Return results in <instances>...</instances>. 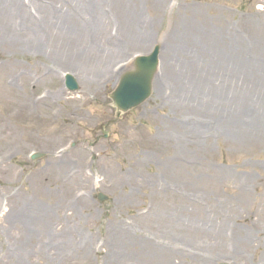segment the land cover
Wrapping results in <instances>:
<instances>
[{
  "label": "rangeland",
  "instance_id": "rangeland-1",
  "mask_svg": "<svg viewBox=\"0 0 264 264\" xmlns=\"http://www.w3.org/2000/svg\"><path fill=\"white\" fill-rule=\"evenodd\" d=\"M155 1L0 0V264L264 263V0Z\"/></svg>",
  "mask_w": 264,
  "mask_h": 264
},
{
  "label": "water",
  "instance_id": "water-1",
  "mask_svg": "<svg viewBox=\"0 0 264 264\" xmlns=\"http://www.w3.org/2000/svg\"><path fill=\"white\" fill-rule=\"evenodd\" d=\"M160 46L155 47L149 56H140L135 60L134 69L127 71L122 77L116 90L110 95L113 107L116 109V117L143 104L152 93V84L159 65ZM66 85L72 90L79 89L74 77H66ZM42 158L37 155L34 160ZM107 198L99 195L100 201Z\"/></svg>",
  "mask_w": 264,
  "mask_h": 264
},
{
  "label": "bare ground",
  "instance_id": "bare-ground-1",
  "mask_svg": "<svg viewBox=\"0 0 264 264\" xmlns=\"http://www.w3.org/2000/svg\"><path fill=\"white\" fill-rule=\"evenodd\" d=\"M163 6H164V1L163 0L155 1V7H156L157 10H159V9L162 10ZM126 13H128V10L126 11ZM132 16L133 15H128L127 17H125V18H127V24L133 25L134 22H137L136 25L139 26V23H140L139 19L137 20V17L134 18ZM133 26H135V25H133ZM181 28H184V26L182 25ZM24 103H25L24 105L26 107L25 110L30 113V116H33V114H36L37 113L36 111H38L39 109L40 110H44V109H48L51 106L50 100H48V99L44 100V99H40V98H37V99L26 98ZM69 120H71V118H69ZM53 161H54V163L58 162L57 159H53ZM52 169L55 170V167H53ZM260 264H262V263L260 262Z\"/></svg>",
  "mask_w": 264,
  "mask_h": 264
}]
</instances>
